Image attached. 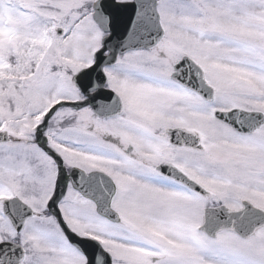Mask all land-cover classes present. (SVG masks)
Masks as SVG:
<instances>
[{"label": "snow or ice", "instance_id": "1", "mask_svg": "<svg viewBox=\"0 0 264 264\" xmlns=\"http://www.w3.org/2000/svg\"><path fill=\"white\" fill-rule=\"evenodd\" d=\"M0 264H264V0H0Z\"/></svg>", "mask_w": 264, "mask_h": 264}]
</instances>
